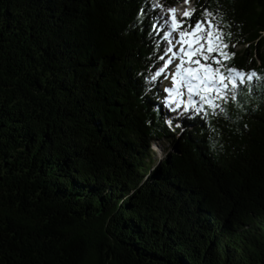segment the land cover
<instances>
[{
	"label": "trees",
	"instance_id": "trees-1",
	"mask_svg": "<svg viewBox=\"0 0 264 264\" xmlns=\"http://www.w3.org/2000/svg\"><path fill=\"white\" fill-rule=\"evenodd\" d=\"M188 1L257 77L206 115L151 80L152 0H0V264H264V0Z\"/></svg>",
	"mask_w": 264,
	"mask_h": 264
},
{
	"label": "snow or ice",
	"instance_id": "snow-or-ice-1",
	"mask_svg": "<svg viewBox=\"0 0 264 264\" xmlns=\"http://www.w3.org/2000/svg\"><path fill=\"white\" fill-rule=\"evenodd\" d=\"M187 2L188 0H185V3ZM152 8H159L161 11L159 22L153 23L152 27L159 31L162 24L160 39L166 42V47L163 54L158 57L163 63L154 71L151 80L156 81L158 77L164 75L165 78L170 76L172 81V87L164 88V92L170 94L163 100L164 107L175 111L183 106L185 113L205 112L202 104L207 101L214 111L220 107L217 101L221 103L228 101L229 87L235 92L246 81L251 84L257 78L254 72L244 73L235 68L226 67L225 71L221 72L223 67L221 58H231L234 53L221 51L227 49L229 45L224 42L220 26L212 22V14L207 9L202 11L200 19H193L192 12L195 9L185 10L182 17L177 18L166 14L174 13V8L165 9L158 0H152ZM142 16L143 10L139 18L142 19ZM183 17L189 19L186 21ZM157 46L159 47V43ZM181 89L187 90V101H172L171 94L180 96ZM193 97H198L199 102ZM231 99H236L235 95L231 96ZM173 103L175 108L172 107ZM165 122L172 127V119Z\"/></svg>",
	"mask_w": 264,
	"mask_h": 264
},
{
	"label": "rangeland",
	"instance_id": "rangeland-1",
	"mask_svg": "<svg viewBox=\"0 0 264 264\" xmlns=\"http://www.w3.org/2000/svg\"><path fill=\"white\" fill-rule=\"evenodd\" d=\"M194 9V6L192 3H185L183 2L180 6H177L176 9H175V12H174V16L176 17H182L183 13L185 10H192ZM194 12H192V16H193ZM185 18H188V17H185ZM178 62V61H177ZM170 69L172 68V66L170 65L169 66ZM165 87H172V81H171V77L169 76L167 81L164 83L163 85V90ZM181 95L180 96H176L175 94H171L170 96V99L173 100L175 99L176 100H182V101H187V90L186 89H181ZM166 96L170 95L168 93H165ZM194 100L196 101H199V98L198 97H193ZM173 108H175V105L172 106ZM183 106H181V108L179 109H175V111H172L173 112V115H179L181 113V110H182ZM151 149L153 150L154 152V158L156 159H159V158H164V154L160 148V145L158 143H153L151 144ZM156 165L153 164V167L152 168H155Z\"/></svg>",
	"mask_w": 264,
	"mask_h": 264
}]
</instances>
